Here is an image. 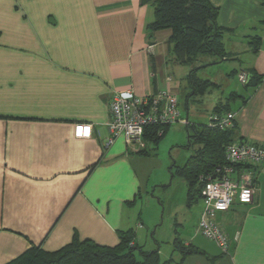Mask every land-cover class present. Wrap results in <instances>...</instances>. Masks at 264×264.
I'll list each match as a JSON object with an SVG mask.
<instances>
[{
    "label": "crops",
    "instance_id": "obj_1",
    "mask_svg": "<svg viewBox=\"0 0 264 264\" xmlns=\"http://www.w3.org/2000/svg\"><path fill=\"white\" fill-rule=\"evenodd\" d=\"M209 1L229 31L232 57H248L237 75L264 78V0ZM154 19L142 0H0V264L33 247L60 251L75 238L117 247L121 233L133 231L139 245L146 226L138 204L157 186L145 163L158 157L159 145L143 154L131 152L124 136L109 144L111 101L123 91L147 97L167 90L181 99L185 84L170 54L172 32L151 33ZM245 90L237 92L245 103L229 111L237 114L233 143L264 147V79ZM190 102L181 113L197 126H208L222 103L199 125L191 119L204 116ZM77 125H91V139L77 138ZM249 171L254 202L235 201L216 217L227 254L194 227L203 201L189 207L184 190L183 224L190 226L182 241L203 254L177 252L176 264H264V166Z\"/></svg>",
    "mask_w": 264,
    "mask_h": 264
},
{
    "label": "trees",
    "instance_id": "obj_2",
    "mask_svg": "<svg viewBox=\"0 0 264 264\" xmlns=\"http://www.w3.org/2000/svg\"><path fill=\"white\" fill-rule=\"evenodd\" d=\"M144 4L151 5L154 9L155 19L149 25L151 33L170 30L172 36L169 40L172 61L177 65L190 68L187 77L192 88L193 96H204L212 87H218L210 80L199 77L201 70L206 66H197V63L207 57H215L218 63L230 61L233 58L228 52L226 35L228 30L219 26V8L213 6L209 0H142ZM261 39L253 40L259 51ZM230 56L232 58H230ZM235 72L231 76H235ZM263 76L253 73L248 74L247 89L258 88L263 82ZM245 99L237 92H232L225 103L218 105L214 113H226L232 108V103ZM169 127H153L147 129L146 140L153 143L155 148L167 133ZM186 129L189 134L187 149L195 148V154L189 158L186 165L172 171V176L181 177L188 183L189 207H192L202 199L204 183L201 177H213L219 167L230 166L227 161V147L234 142L233 129L221 131L209 126H197L188 124ZM163 131L162 135H159ZM148 151L143 152V154ZM235 171L249 169V166L236 165ZM172 170V169H171ZM136 234L131 231L121 233V244L117 247H105L86 240L74 241L57 252H46L39 247H33L9 264H160V246L158 250L145 251L136 244ZM174 249L183 258L195 254H203L194 246H185L180 239L174 240ZM171 260L165 264H171Z\"/></svg>",
    "mask_w": 264,
    "mask_h": 264
},
{
    "label": "built area",
    "instance_id": "obj_3",
    "mask_svg": "<svg viewBox=\"0 0 264 264\" xmlns=\"http://www.w3.org/2000/svg\"><path fill=\"white\" fill-rule=\"evenodd\" d=\"M239 81L246 85L248 74H239ZM113 121L110 129L112 144L120 136H124L126 144L133 153L146 152L155 148L153 143L146 140L147 129L153 127H171L173 125H188L180 110V99L167 90L156 95L140 97L133 91L115 93L111 101ZM237 114L226 112L213 113L209 127L221 131L234 129ZM163 131L159 135H162ZM76 137L91 139V125H77ZM227 161L230 166L219 167L213 177H201L204 183L202 190L203 213L199 223L200 234L208 240L218 244L224 254L229 252V240L224 229L216 222L220 213L230 211L235 201L242 205L254 202L255 188L250 168L264 166V147L249 142L232 143L226 150ZM236 165L249 166L240 172L235 171Z\"/></svg>",
    "mask_w": 264,
    "mask_h": 264
},
{
    "label": "rangeland",
    "instance_id": "obj_4",
    "mask_svg": "<svg viewBox=\"0 0 264 264\" xmlns=\"http://www.w3.org/2000/svg\"><path fill=\"white\" fill-rule=\"evenodd\" d=\"M233 45L232 42L228 43L229 53H231V46ZM243 50L238 49L241 52ZM239 54L237 60L231 59L230 61L218 63L217 58L207 57L197 63V66H206L199 73V77L219 85L218 87H212L209 93L204 96L192 95V88L187 80L190 68L184 65L178 66L176 77L185 84V88L181 90L180 110L183 113L187 112V100H191V105L204 116L199 120H191L199 125H207L208 114L212 113V109L216 104L225 103L231 92L247 94L245 86L239 81V75L231 76L248 63L246 54ZM231 56L230 58H232ZM236 103H232V108L238 106ZM188 143L186 125H173L159 143L158 157L145 163V168L149 170V174L152 175L151 178L157 186L143 194L138 204L141 219L144 220L146 226L139 234V245L147 252L158 250V246H160L162 260L160 264H165L164 261L171 259L173 256L174 259L171 264L177 263L178 253L174 252V240L177 237L184 240L185 234L189 231L190 224H183L185 218L183 212L186 211L187 214L189 209L185 203V205L180 204L185 201L184 190L188 193V183L181 177H172V171L175 173L177 169L173 166L179 167L180 163L190 158L195 152L196 147L186 148ZM162 180L165 183L164 185L160 183ZM197 225L199 223L195 219L194 227ZM175 231H178V233L176 234Z\"/></svg>",
    "mask_w": 264,
    "mask_h": 264
}]
</instances>
